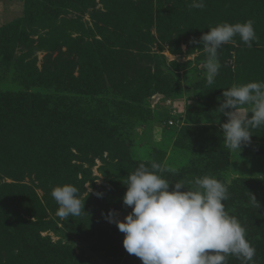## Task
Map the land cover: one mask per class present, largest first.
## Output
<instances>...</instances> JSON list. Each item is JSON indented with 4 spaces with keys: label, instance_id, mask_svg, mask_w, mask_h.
Segmentation results:
<instances>
[{
    "label": "rangeland",
    "instance_id": "374dc122",
    "mask_svg": "<svg viewBox=\"0 0 264 264\" xmlns=\"http://www.w3.org/2000/svg\"><path fill=\"white\" fill-rule=\"evenodd\" d=\"M180 1L0 0L1 37L9 40L14 62L11 67H0V93L23 90L16 80L19 73L25 75L22 66L32 64L40 71L53 64L58 50L65 54L62 64L80 59L76 49L83 54L79 65L73 64L71 75L78 80L72 89L33 90L41 96L37 101L47 104V114L41 118L42 112L38 113V120L62 114L68 121L59 134L72 151L71 166L79 171L74 186L84 200L86 215L61 220L56 215L58 206L52 204V212L40 222L45 229L40 236L65 248L73 264H141L124 250L123 233L115 223L104 218L112 210L123 221L131 211L122 204L124 183L141 163L160 164L164 178L172 183L183 181L186 187L188 181L210 175L237 192L264 195V127L252 130L251 143L240 153L230 152L220 129L226 118L216 113L223 97L214 99L217 81L208 85L205 78L206 54L185 44L160 41L158 18L172 12ZM28 5L31 18L19 22ZM50 47L56 50L50 52ZM248 82V75L241 73L232 84L224 81L222 90ZM134 92L140 97L138 104L131 102ZM156 94L180 96L164 108L163 103L152 104ZM173 112L184 120L179 131L166 127L162 120L173 117ZM82 117L96 125L86 128L88 133L83 126V132L76 131ZM56 121L52 118L46 124L54 128L59 124ZM18 176L20 180L4 181L32 187L44 201L46 186L36 174ZM51 191L48 203L55 202ZM94 193H102V198ZM250 243L256 253L262 252ZM52 258L53 253L48 254L46 264H52ZM254 261L264 264V256Z\"/></svg>",
    "mask_w": 264,
    "mask_h": 264
},
{
    "label": "trees",
    "instance_id": "16d2710c",
    "mask_svg": "<svg viewBox=\"0 0 264 264\" xmlns=\"http://www.w3.org/2000/svg\"><path fill=\"white\" fill-rule=\"evenodd\" d=\"M157 1L161 2V0ZM192 2L193 0L185 2L181 0L173 5L172 12L158 18L157 33L160 41L169 45L185 44L190 50L200 51L202 46L191 41H198L209 28L221 22L234 24L251 19L254 21L258 38L252 48L244 46L239 37H236L237 44L223 45L218 50L221 67L216 77L217 82L214 83L213 92L216 91L214 99L220 100L224 81L227 80L232 84L241 73L248 75L249 82L264 80V0H205L206 7L203 10L190 8ZM141 5L145 7L146 3L141 2ZM31 11L29 5L26 6L25 15L19 22L28 21L29 17L31 18ZM15 26L16 24H13V27ZM1 35L3 34L0 30L2 57L0 67L8 68L14 62L10 57L9 40H5ZM48 50L51 52L56 49L50 47ZM75 51L77 52L75 56L80 57L76 63L68 61L62 64L61 57L65 54L58 50V56L53 64L42 66L40 71L32 64L22 66L25 75L19 73L16 80H20L18 85L22 86L23 90L0 93V251H2L0 264H46L48 254L51 253H53L52 264H73L65 248L61 245H53L49 239L40 236L45 230L40 225L41 220L47 212H52V204L57 205L54 201L48 203L46 196L49 189L64 184L74 185L79 174V171H75L71 166L72 151L60 136L59 129L68 121L62 114L53 115L50 119H57L56 122L59 124L50 128L46 124L50 120L49 116L47 120H38V113L42 112L41 118L47 114V104H40L37 100L41 96L33 90L41 87L67 92L65 91L67 88L72 89L78 79L73 77L71 72L83 59V54L77 49ZM32 71L30 79L29 72ZM79 74L82 75L81 72ZM227 88L224 87L225 90ZM136 95L138 96V93L134 92L131 97L133 98L131 102L134 104L139 103L137 98L140 99ZM179 96L180 94H156L152 97V101L156 97L154 107H157L158 102L162 103L165 99L175 100ZM174 119L182 121L183 125L171 128L178 131L183 129L182 117L177 116ZM93 121L89 122L82 117V124L80 127L77 126L79 128L76 131L83 132L80 130L83 126L84 133L90 132L86 128H95L96 125H92ZM105 146L106 143L102 148ZM68 154L70 158H67ZM26 172L36 174L46 186L43 189L45 202L39 199L32 187L4 181V179L20 180L18 174ZM228 191L230 199L224 201L226 211L235 216L246 229L249 242L261 248L262 252L257 251L254 258H259V255L264 256V195L251 193L255 196L258 207L250 202L249 194L237 192L232 188H228ZM31 219L36 221L33 222ZM227 264H240V261L229 256Z\"/></svg>",
    "mask_w": 264,
    "mask_h": 264
},
{
    "label": "clouds",
    "instance_id": "9594fccd",
    "mask_svg": "<svg viewBox=\"0 0 264 264\" xmlns=\"http://www.w3.org/2000/svg\"><path fill=\"white\" fill-rule=\"evenodd\" d=\"M205 0H193L190 8L203 10ZM236 37L247 48L258 39L254 21L234 24L221 22L209 28L200 39L206 54L203 63L208 85L220 71L218 50L223 45L237 44ZM216 113L226 120L220 124L224 146L230 152H241L251 143L252 130L264 127V81L233 84L223 90ZM218 123V121H215ZM160 164L141 163L125 180L122 204L131 211L123 221L110 210L104 217L123 233L122 246L141 264H227L229 256L240 264H255V248L247 239L240 221L226 211L230 199L228 187L210 175L185 182H170L162 175ZM171 186V190H170ZM102 198V193H94ZM249 194V193H248ZM51 196L58 205L61 220L86 215L79 189L71 184L55 186ZM250 202L259 205L249 194Z\"/></svg>",
    "mask_w": 264,
    "mask_h": 264
},
{
    "label": "built area",
    "instance_id": "2783aa9c",
    "mask_svg": "<svg viewBox=\"0 0 264 264\" xmlns=\"http://www.w3.org/2000/svg\"><path fill=\"white\" fill-rule=\"evenodd\" d=\"M172 100V99H171ZM171 100L170 99H165L162 103V105L164 106V108H170L172 105H173V103L174 102H171ZM174 113V112H173ZM172 113V114H173ZM174 116L176 117V116H179V115H176L175 113H174ZM174 116L172 117H170V118H167L165 121H163L164 122V125L166 126V127H169V128H171V127H181L182 125H183V123H182V121H178V120H175L174 119Z\"/></svg>",
    "mask_w": 264,
    "mask_h": 264
},
{
    "label": "water",
    "instance_id": "95a60500",
    "mask_svg": "<svg viewBox=\"0 0 264 264\" xmlns=\"http://www.w3.org/2000/svg\"><path fill=\"white\" fill-rule=\"evenodd\" d=\"M155 101H156V97L153 98V103H152L153 105H155Z\"/></svg>",
    "mask_w": 264,
    "mask_h": 264
}]
</instances>
